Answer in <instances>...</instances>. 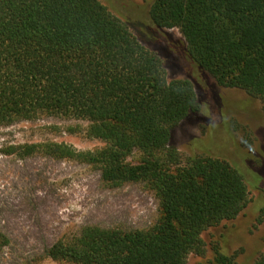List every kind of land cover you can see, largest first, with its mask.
I'll return each mask as SVG.
<instances>
[{"label": "trees", "instance_id": "trees-1", "mask_svg": "<svg viewBox=\"0 0 264 264\" xmlns=\"http://www.w3.org/2000/svg\"><path fill=\"white\" fill-rule=\"evenodd\" d=\"M134 10L125 20L100 0H0V127L42 117L85 121L86 135L102 148L41 147L97 167L111 185L143 183L158 201L154 226L84 227L46 250L54 261L188 264L206 255L205 232L235 221L252 201L227 158L203 149L183 160L169 147L172 130L199 112L197 91L190 79L170 81L130 24L149 22L160 42L164 31L178 29L192 67L258 100L264 120V0H151L144 13ZM23 149L30 154L36 146ZM258 211L264 225V204ZM223 243L214 262L233 264ZM9 245L0 234V254ZM254 264H264V251Z\"/></svg>", "mask_w": 264, "mask_h": 264}, {"label": "rangeland", "instance_id": "rangeland-1", "mask_svg": "<svg viewBox=\"0 0 264 264\" xmlns=\"http://www.w3.org/2000/svg\"><path fill=\"white\" fill-rule=\"evenodd\" d=\"M100 1L125 20L132 7L144 13L151 2ZM136 22L141 24H130L132 32L163 61L168 79H190L197 91L199 112L172 130L169 147L183 160L193 154L205 155L203 149L211 150L212 155L227 158L236 166L249 185L252 201L246 211L235 221L205 232L206 255L190 256L188 264H215L214 248L221 242H225L223 252L233 258V264H254L264 251V225L258 211L264 204L261 103L241 90L222 88L208 76L205 79L189 62L178 29L164 31L165 41L160 42L150 36L149 22ZM218 100L224 109L215 105ZM87 127L85 121L64 117L0 127V234L10 241L0 254V264H73L46 258L45 252L87 226L145 230L158 221V201L145 184L111 185L103 181L97 167L51 157L41 147L63 143L80 152L102 148L101 141L86 135ZM25 146L36 149L28 154ZM139 157L135 154L130 161ZM256 163L260 168L252 166Z\"/></svg>", "mask_w": 264, "mask_h": 264}]
</instances>
